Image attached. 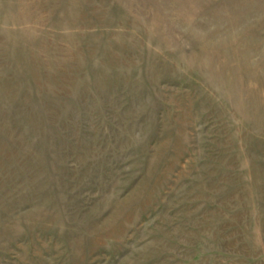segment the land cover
<instances>
[{
    "label": "rangeland",
    "instance_id": "374dc122",
    "mask_svg": "<svg viewBox=\"0 0 264 264\" xmlns=\"http://www.w3.org/2000/svg\"><path fill=\"white\" fill-rule=\"evenodd\" d=\"M0 264H264V0H0Z\"/></svg>",
    "mask_w": 264,
    "mask_h": 264
}]
</instances>
